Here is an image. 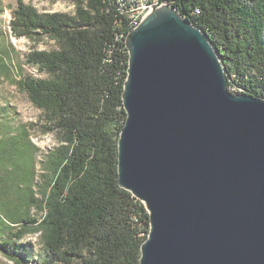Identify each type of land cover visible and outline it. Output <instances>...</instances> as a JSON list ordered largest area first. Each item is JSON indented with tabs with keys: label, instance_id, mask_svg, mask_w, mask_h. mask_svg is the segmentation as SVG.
Wrapping results in <instances>:
<instances>
[{
	"label": "trees",
	"instance_id": "1",
	"mask_svg": "<svg viewBox=\"0 0 264 264\" xmlns=\"http://www.w3.org/2000/svg\"><path fill=\"white\" fill-rule=\"evenodd\" d=\"M74 2L73 15L19 2L11 21L16 37H46L57 48L33 51L25 63L10 48L0 53V85L17 84L41 111L39 122L18 123L0 89V246L11 251L38 235L43 264H141L150 217L120 186L118 172L132 29L113 1ZM170 2L207 34L233 92L264 99V0ZM15 65L38 67L46 77L14 80ZM33 130L56 142L39 177ZM9 250L16 264H26Z\"/></svg>",
	"mask_w": 264,
	"mask_h": 264
},
{
	"label": "water",
	"instance_id": "2",
	"mask_svg": "<svg viewBox=\"0 0 264 264\" xmlns=\"http://www.w3.org/2000/svg\"><path fill=\"white\" fill-rule=\"evenodd\" d=\"M119 184L146 207L141 264H264V99L207 34L153 9L126 38Z\"/></svg>",
	"mask_w": 264,
	"mask_h": 264
},
{
	"label": "rangeland",
	"instance_id": "3",
	"mask_svg": "<svg viewBox=\"0 0 264 264\" xmlns=\"http://www.w3.org/2000/svg\"><path fill=\"white\" fill-rule=\"evenodd\" d=\"M22 2L37 9L40 13H65L73 15L75 12L74 0H0V53L4 48H10L13 53H18L25 63L26 55L33 51H50L57 48L55 41L49 38L32 40L27 37H16L11 28L13 12L18 8V3ZM13 48V49H12ZM13 65V64H12ZM20 75H19V74ZM32 75L35 78H45L46 75L40 72L38 67L24 65L22 69L17 65L13 66L14 80H20L21 77ZM4 98L17 109L18 123H37L39 122L41 111L38 110L28 99V96L15 83H5L0 85ZM233 91V90H232ZM30 139L38 148L34 156L36 161V171L38 177L42 173L43 155L56 145L53 135H43L39 131H31ZM39 181V180H38ZM36 215V212H32ZM24 246V251L21 247ZM7 251L9 249H6ZM6 250L0 246V264H16ZM10 251V250H9ZM10 253L16 257L24 258L26 264H43L44 252L38 235H28L23 240L14 244Z\"/></svg>",
	"mask_w": 264,
	"mask_h": 264
},
{
	"label": "built area",
	"instance_id": "4",
	"mask_svg": "<svg viewBox=\"0 0 264 264\" xmlns=\"http://www.w3.org/2000/svg\"><path fill=\"white\" fill-rule=\"evenodd\" d=\"M110 1H113L120 10V12L122 13V15H124L127 18L131 29H136L153 9L161 7V3L171 4L170 0H110Z\"/></svg>",
	"mask_w": 264,
	"mask_h": 264
},
{
	"label": "bare ground",
	"instance_id": "5",
	"mask_svg": "<svg viewBox=\"0 0 264 264\" xmlns=\"http://www.w3.org/2000/svg\"><path fill=\"white\" fill-rule=\"evenodd\" d=\"M165 5H170L171 6V4H169V3H161V7L165 6ZM132 30H134V29H132Z\"/></svg>",
	"mask_w": 264,
	"mask_h": 264
}]
</instances>
